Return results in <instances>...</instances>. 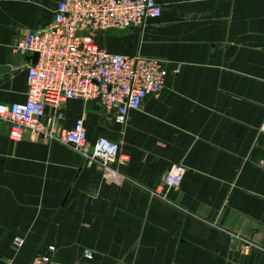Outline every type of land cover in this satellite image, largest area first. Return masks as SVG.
I'll use <instances>...</instances> for the list:
<instances>
[{"label":"crops","instance_id":"obj_1","mask_svg":"<svg viewBox=\"0 0 264 264\" xmlns=\"http://www.w3.org/2000/svg\"><path fill=\"white\" fill-rule=\"evenodd\" d=\"M58 1L0 0V65L13 41L50 25ZM154 1L157 18L95 40L165 61L158 94L122 124L94 100L45 107L65 128L82 116L90 145L117 144L119 184L54 139L11 140L0 122V264L49 247L55 264H264V0ZM25 63L0 73V103L25 99ZM173 163L186 169L178 190L148 196Z\"/></svg>","mask_w":264,"mask_h":264},{"label":"built area","instance_id":"obj_2","mask_svg":"<svg viewBox=\"0 0 264 264\" xmlns=\"http://www.w3.org/2000/svg\"><path fill=\"white\" fill-rule=\"evenodd\" d=\"M160 12L154 0H59L48 27L28 31L9 45L13 54L23 57L35 52L36 59L25 63V99L0 103V122L7 125V136L18 140L28 132L41 140L54 139L86 162L97 161L101 177L119 184L123 177L111 167L123 162L117 144L99 138L90 145L82 116L65 128L58 116L45 113V107L55 108L69 98L94 100L104 115L122 124L146 95L162 90L165 61L107 52L97 45L95 36L109 28L143 27ZM258 130L264 133V115ZM185 170L180 163L171 164L148 189V196L164 200L168 192L177 191ZM22 243L20 237L11 241L15 251ZM53 254L49 247L46 252L35 253L29 264H55ZM84 257L90 259L88 253Z\"/></svg>","mask_w":264,"mask_h":264},{"label":"water","instance_id":"obj_3","mask_svg":"<svg viewBox=\"0 0 264 264\" xmlns=\"http://www.w3.org/2000/svg\"><path fill=\"white\" fill-rule=\"evenodd\" d=\"M20 59L26 61V62H30V63H33L35 62V59H36V53H31L29 55H26V56H23V57H20L19 55H14L12 57V60H11V65H0V73H3L7 70L10 69V66H16Z\"/></svg>","mask_w":264,"mask_h":264}]
</instances>
